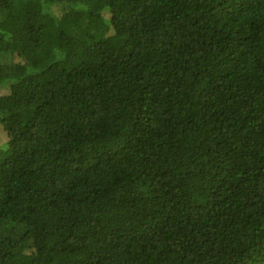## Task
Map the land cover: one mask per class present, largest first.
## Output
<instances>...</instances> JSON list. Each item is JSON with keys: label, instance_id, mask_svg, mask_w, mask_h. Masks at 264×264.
<instances>
[{"label": "trees", "instance_id": "16d2710c", "mask_svg": "<svg viewBox=\"0 0 264 264\" xmlns=\"http://www.w3.org/2000/svg\"><path fill=\"white\" fill-rule=\"evenodd\" d=\"M3 89L0 264H264V0H0Z\"/></svg>", "mask_w": 264, "mask_h": 264}, {"label": "rangeland", "instance_id": "374dc122", "mask_svg": "<svg viewBox=\"0 0 264 264\" xmlns=\"http://www.w3.org/2000/svg\"><path fill=\"white\" fill-rule=\"evenodd\" d=\"M4 93H6L4 89L0 90V95H3ZM5 140H6V135L3 132L2 127L0 125V145H2L5 142Z\"/></svg>", "mask_w": 264, "mask_h": 264}]
</instances>
